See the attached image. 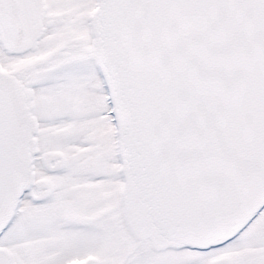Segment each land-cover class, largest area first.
I'll return each mask as SVG.
<instances>
[{
	"label": "snow or ice",
	"instance_id": "obj_1",
	"mask_svg": "<svg viewBox=\"0 0 264 264\" xmlns=\"http://www.w3.org/2000/svg\"><path fill=\"white\" fill-rule=\"evenodd\" d=\"M0 264H264V0H0Z\"/></svg>",
	"mask_w": 264,
	"mask_h": 264
}]
</instances>
